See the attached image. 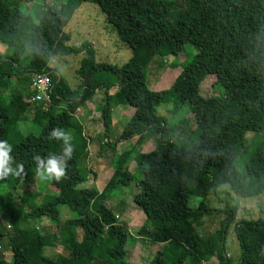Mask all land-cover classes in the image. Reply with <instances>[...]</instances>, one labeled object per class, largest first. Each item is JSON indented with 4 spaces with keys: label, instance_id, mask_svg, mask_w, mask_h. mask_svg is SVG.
Here are the masks:
<instances>
[{
    "label": "trees",
    "instance_id": "16d2710c",
    "mask_svg": "<svg viewBox=\"0 0 264 264\" xmlns=\"http://www.w3.org/2000/svg\"><path fill=\"white\" fill-rule=\"evenodd\" d=\"M84 2L101 10L129 48L130 57L121 68L96 63L87 43L75 48L65 45L69 38L62 28ZM0 44L7 50L0 57V90L8 93L0 140L12 145L16 163L24 165L21 175L0 180L12 224L4 234L11 261L0 264H129L125 250L136 238L161 246L147 264H264V220L233 223L235 207L211 209L204 203L221 186H228L240 199L264 193V138L256 139L264 134V0H62L59 7L44 9L37 24L0 0ZM185 44L194 51L190 62L181 65L168 88L148 90L145 70L152 58ZM79 53L84 54L76 70L80 84L71 90L48 63L56 56ZM212 71L214 94L202 96L200 84ZM34 72L49 77L46 110L27 98L26 86ZM112 87L116 92L110 95ZM99 90L103 97L98 150L111 146L106 131L115 106L129 104L144 112L139 123L125 124L118 142L135 138L137 147L156 138L152 151L141 153L127 145L116 154L110 162L112 173L100 191L78 188L85 182L79 173L71 181L88 145L74 113ZM159 106H169L166 111L172 117L183 108L192 113L194 130L186 146L180 140L172 143L168 130L177 123L184 129L187 118L167 124L156 115ZM11 117L14 120L9 122ZM18 123L24 125L20 130ZM56 127L71 133L75 151L66 178L42 181L32 157L62 152V142L48 135ZM130 162L133 173L127 170ZM37 180L53 191L38 187L29 195L21 220L13 213L12 195L20 182ZM131 185L143 191L148 209L135 235L120 224L104 226L101 221V210L112 192ZM37 197L35 204L32 198ZM217 215L223 217L212 231L203 236L196 232L200 218ZM43 218L53 225L52 233L27 223ZM231 224L239 248L236 263L224 248ZM58 246L60 250L43 255Z\"/></svg>",
    "mask_w": 264,
    "mask_h": 264
},
{
    "label": "rangeland",
    "instance_id": "374dc122",
    "mask_svg": "<svg viewBox=\"0 0 264 264\" xmlns=\"http://www.w3.org/2000/svg\"><path fill=\"white\" fill-rule=\"evenodd\" d=\"M3 1L8 5L10 10H17L20 15H28L34 24L39 22L41 13L44 9L57 8L62 3V0ZM62 32L69 38L65 43L68 47L75 48L79 47L81 43H87L93 50V57L96 63L111 65L119 69L130 57L129 48L118 39L113 27L107 23L101 10L94 4L86 2L81 3L73 12L69 21L63 26ZM5 50V46L0 44V52L3 54ZM173 50L172 53L164 54L162 56L156 55L147 65L145 70V86L148 90L156 92L168 88L177 73L180 71L181 65L189 63L194 54L193 48L188 44L183 45L182 48L178 45ZM78 55L79 54L64 57L56 56L51 58L48 63L50 67L58 72L62 81L71 90L75 89L80 84V79L76 74L78 61L81 58L78 57ZM83 55L84 54L81 56ZM213 76L214 73L212 71L200 84V94L202 96L207 97L214 94L212 86L214 82ZM12 82L13 81L10 80L11 84ZM26 89L29 92V85L26 86ZM115 92L116 89L112 87L109 94L113 95ZM7 94L6 90H0V117L5 115L3 101ZM96 96L97 99L94 104L96 115H93L92 120H86V125L92 134L97 130L99 131L93 142L90 144L89 150L86 151V155L79 159L77 169L71 175V181L74 182L76 173H79L85 176V182L78 185V188L94 187L100 191L112 173L110 162L116 154L124 150L127 145H134L135 150L137 152L140 151L141 153L152 151L156 147V138L147 140L137 147L134 143L135 138L123 143L117 141L125 124L128 121L139 123L140 119L138 116L144 114L143 111L134 109L128 104L123 106L122 109L115 114L116 117L114 115L109 116L106 133L108 142L111 146H109L110 148L103 147L98 150V142L102 139V126L98 127V125L102 124L100 113L103 91L99 90ZM168 107L169 106L156 107V115L163 118L167 124H171L174 120L187 118L188 124L184 129L180 124L175 123L176 125L171 124L168 130V137L172 143H175L176 140H180L183 145L186 146L189 142L188 140L192 137L191 132L194 130L193 115L188 112L187 108H183L177 116L172 117L171 113L168 111V114L166 111ZM39 109L46 110V106L42 107L40 105ZM74 115L81 122L76 111ZM13 120L14 117L9 118V122ZM17 125L18 130H20V126L23 125V123H18ZM249 136L250 134H247L246 137L249 138ZM262 138H264V134H260L256 139ZM248 146L251 147V144ZM134 168L133 162H130L127 165V170L130 173L134 172ZM39 182L41 181L37 180L34 184H28L26 182L19 183L16 194L12 195L15 201V209L13 210V213L17 218L21 219L23 214L28 210L25 199L33 194L38 187L45 188L43 182ZM46 189L53 191L51 187H47L44 190ZM4 191V188H0V198L4 201L3 205H0V232L3 234V237L0 238V260L8 263L11 261V252L7 243V238L4 234L10 230L12 224L9 215V210L11 209L6 204L7 196L6 194H2ZM142 193L143 191H137L132 185L127 188L121 187L112 192L104 208L101 210V221L103 225L107 226L112 223H117L124 226L130 234L135 235L148 214V209H146L147 200ZM28 199L31 200L30 198ZM32 202L37 204L39 198H32ZM204 203L205 207L211 209L225 210L235 207L236 213L233 223L240 220H264V193L255 198L240 199L232 195L228 186H221L215 192L209 194ZM150 210H152V208H150ZM222 217V215H217L210 219L206 216L200 218L196 222V232L201 236L206 235L213 230L216 225V220L221 219ZM104 219L107 221H104ZM27 223L29 226L38 227L46 233H52L54 230L53 225L50 224L46 218L41 219L40 222L36 220H28ZM160 247L159 244L150 243L147 239L136 238L134 243L125 250L126 261L129 264H147ZM224 248L232 263H236L239 256V248L233 233V224L227 229ZM58 250H60L59 246L46 251V254L44 251L43 255H50L52 252ZM210 264H213V262L211 261Z\"/></svg>",
    "mask_w": 264,
    "mask_h": 264
},
{
    "label": "clouds",
    "instance_id": "9594fccd",
    "mask_svg": "<svg viewBox=\"0 0 264 264\" xmlns=\"http://www.w3.org/2000/svg\"><path fill=\"white\" fill-rule=\"evenodd\" d=\"M48 135L50 139L62 142V152L48 156L36 154L32 159L36 165V174L42 181H60L67 177L68 161L72 159L75 151L73 136L59 127L52 128ZM12 151V145L7 140H0V180L24 173V165L16 163ZM13 164L16 166L13 167Z\"/></svg>",
    "mask_w": 264,
    "mask_h": 264
},
{
    "label": "built area",
    "instance_id": "2783aa9c",
    "mask_svg": "<svg viewBox=\"0 0 264 264\" xmlns=\"http://www.w3.org/2000/svg\"><path fill=\"white\" fill-rule=\"evenodd\" d=\"M50 81L46 73L34 72L29 81L27 98L33 106H46L50 102ZM27 100V99H26Z\"/></svg>",
    "mask_w": 264,
    "mask_h": 264
},
{
    "label": "crops",
    "instance_id": "0c3cea01",
    "mask_svg": "<svg viewBox=\"0 0 264 264\" xmlns=\"http://www.w3.org/2000/svg\"><path fill=\"white\" fill-rule=\"evenodd\" d=\"M6 51L7 50H5L4 53H6ZM82 54L83 53H79L78 57H82L81 56ZM2 56H3V54L1 53L0 57H2ZM97 93H98V91H95L94 96L92 97V99L89 102H87L85 104L83 109L80 108V109L76 110V114H77V116L79 115L80 120H81V124H82V127H83L82 135L88 141V145L86 147L87 151L89 150L90 144L93 142V140L96 137L97 132L99 131V130H97L94 134H92V132L90 130H88L87 125H86V120H92L93 119V115L96 113V109H95L94 104H95V101L97 99V96H96ZM121 109H122V107H118V106L112 107L111 111H110V116H113V115L115 116V114H117ZM100 126H102V125L99 124L98 127H100ZM121 143H123V142H121Z\"/></svg>",
    "mask_w": 264,
    "mask_h": 264
}]
</instances>
